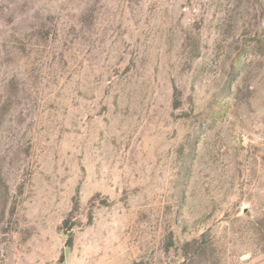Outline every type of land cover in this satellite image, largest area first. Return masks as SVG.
I'll return each instance as SVG.
<instances>
[{
  "label": "rangeland",
  "instance_id": "1",
  "mask_svg": "<svg viewBox=\"0 0 264 264\" xmlns=\"http://www.w3.org/2000/svg\"><path fill=\"white\" fill-rule=\"evenodd\" d=\"M0 264H264V0H0Z\"/></svg>",
  "mask_w": 264,
  "mask_h": 264
}]
</instances>
